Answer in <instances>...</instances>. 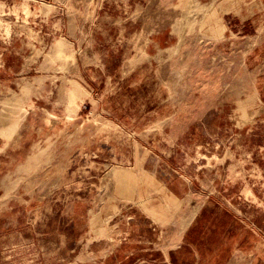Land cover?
<instances>
[{"label":"rangeland","instance_id":"374dc122","mask_svg":"<svg viewBox=\"0 0 264 264\" xmlns=\"http://www.w3.org/2000/svg\"><path fill=\"white\" fill-rule=\"evenodd\" d=\"M220 1L0 0V264H146L176 175L185 228L213 199L246 225L229 264H264V0L246 28Z\"/></svg>","mask_w":264,"mask_h":264},{"label":"crops","instance_id":"0c3cea01","mask_svg":"<svg viewBox=\"0 0 264 264\" xmlns=\"http://www.w3.org/2000/svg\"><path fill=\"white\" fill-rule=\"evenodd\" d=\"M259 8L258 0H221L217 6L222 15L233 16L235 22L244 28L246 24H250L254 10ZM8 132H10L8 126H0V156L6 153L1 141L9 138L6 135ZM166 187L167 196L160 199L162 207L153 208L152 218L145 217L150 221L145 231L147 241L151 238L156 239L153 244L147 242L146 264H229L238 256H246L240 255L241 249L246 247V225L232 211L213 199L203 203L198 201L201 206L189 226L185 228L182 219L187 210L186 204L189 205L190 201L193 203L196 200L192 183L181 175H176ZM4 198L6 187L0 179V203ZM117 203L118 201L116 205ZM208 203H211L214 211L203 208V205ZM148 210L150 211V208ZM87 219L91 217L88 216ZM169 235L176 238L165 239ZM214 245L218 247L216 251L214 249L217 247L213 248ZM141 247L114 253L108 264H144L145 261L140 260Z\"/></svg>","mask_w":264,"mask_h":264}]
</instances>
